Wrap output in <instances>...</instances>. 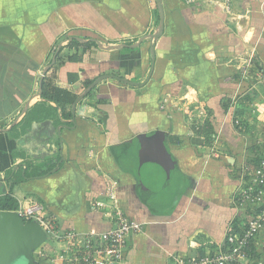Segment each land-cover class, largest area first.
<instances>
[{
  "label": "crops",
  "instance_id": "crops-1",
  "mask_svg": "<svg viewBox=\"0 0 264 264\" xmlns=\"http://www.w3.org/2000/svg\"><path fill=\"white\" fill-rule=\"evenodd\" d=\"M160 1L163 29L151 39L156 0H0V185L7 191L5 173L23 159L33 169L50 166L41 175L28 169L31 177L13 189L17 200L41 203L63 229L104 230L112 221L94 203L106 202L104 181L115 179L117 205L143 223L127 238L123 264H172L173 255L221 245L229 225L238 226L232 195L240 167L264 152V0ZM43 81L75 99L45 100ZM43 101L56 112L9 137ZM244 101L250 121L237 112ZM192 106L207 111L214 138L192 130L206 119L190 123ZM157 131L183 182L161 213L146 204L132 163L121 161L134 158L138 167L140 142ZM263 245L255 240V257ZM61 251L48 264H68Z\"/></svg>",
  "mask_w": 264,
  "mask_h": 264
},
{
  "label": "built area",
  "instance_id": "built-area-1",
  "mask_svg": "<svg viewBox=\"0 0 264 264\" xmlns=\"http://www.w3.org/2000/svg\"><path fill=\"white\" fill-rule=\"evenodd\" d=\"M233 122L239 123L237 119ZM210 137L215 135L210 134ZM262 155L257 164L246 162L240 167L239 184L232 195V204L239 213L237 228L230 224L223 243L211 252L173 255L172 264H264V247L258 257L252 252L255 240L264 238V152ZM117 189L115 179H105L106 202L94 203L98 212L109 215L112 221L104 230L63 229L41 203L26 197L17 200L15 211L25 221L38 223L47 240L63 243L65 247L59 258L68 264H123L127 238L140 233L143 223L127 216L117 205Z\"/></svg>",
  "mask_w": 264,
  "mask_h": 264
},
{
  "label": "water",
  "instance_id": "water-1",
  "mask_svg": "<svg viewBox=\"0 0 264 264\" xmlns=\"http://www.w3.org/2000/svg\"><path fill=\"white\" fill-rule=\"evenodd\" d=\"M156 2L160 11L159 30L147 35L151 39H157L163 29V8L160 0H156ZM98 81L99 79L93 81L86 92ZM162 135L161 131H157L151 136L153 139L162 140ZM166 156L162 164L152 166L143 159L141 144L137 149L139 189L148 197L160 191L169 182L170 172L175 163L169 154ZM46 241V234L38 223L25 221L16 211L0 210V264H7L15 254L22 255L27 264H43L34 259L33 252Z\"/></svg>",
  "mask_w": 264,
  "mask_h": 264
},
{
  "label": "rangeland",
  "instance_id": "rangeland-1",
  "mask_svg": "<svg viewBox=\"0 0 264 264\" xmlns=\"http://www.w3.org/2000/svg\"><path fill=\"white\" fill-rule=\"evenodd\" d=\"M257 87H259L260 89V85H256ZM261 90V89H260ZM237 102V101H236ZM236 105V103L231 102V104L229 105L230 107H233ZM240 106V105H238ZM241 109H242V113H244L243 116V120H251V115H250V111H249V106L247 104V101H244L241 103ZM189 110H193L191 111L192 114L189 117L190 119V123H200L202 120H204L206 118V116H208V113L206 111L205 112H200L199 108L197 107H190L188 109ZM204 114V115H203ZM251 116V117H250ZM233 118V117H232ZM233 122V120H232ZM251 126L255 127V125L251 124ZM260 128V127H259ZM257 128V129H259ZM137 142V141H136ZM134 142V143H136ZM141 154L143 159L145 160V162H147L148 165H152V166H157L162 164L165 159H166V147L165 144L163 142L157 141L155 139L149 138L147 137L146 139H143L141 142ZM252 147V146H251ZM220 148V147H219ZM214 150V149H213ZM212 150V151H213ZM219 150H214V155L219 154L218 153ZM133 153L135 152V149H133L132 151ZM121 161L123 164L125 165H129V163L131 162L133 165V169L137 170V165L135 163L134 158H132V161L129 160L125 155H121ZM182 179L179 178V175L176 171V169H172L171 171V175H170V179L168 184L163 187L160 191H158L157 193L151 195L149 198L145 199V202L148 206H150L151 208H153L156 212H168L171 210L173 203L176 202L177 198L179 197V194L182 190ZM1 187V185H0ZM58 243H56L55 240L53 239H48L44 244H42L41 246H39V248H37L33 253V256L35 255L34 259H36V257H38L40 260H44L46 263H49L51 258L55 257L56 253L55 250L57 249L58 251H61L60 249L57 248ZM56 246V249H55ZM49 251L48 254L53 253L51 255H47V252ZM41 254H43V256H41ZM7 264H27V261L24 259V257L20 254H15L8 262Z\"/></svg>",
  "mask_w": 264,
  "mask_h": 264
},
{
  "label": "trees",
  "instance_id": "trees-1",
  "mask_svg": "<svg viewBox=\"0 0 264 264\" xmlns=\"http://www.w3.org/2000/svg\"><path fill=\"white\" fill-rule=\"evenodd\" d=\"M125 48H129V46L126 45ZM57 61H58V59L55 60V63H57ZM73 77L76 78V75H69V80H72ZM91 82H92V80L85 81V86H88ZM92 89L88 92V95L91 94ZM41 90H42L41 96L45 100H49V101L53 102L56 106L68 105V104L72 103L76 97V95H74L70 91L56 87V86H53V85L46 84L44 81L42 82V89ZM227 107H229V104L226 105V109H227ZM54 111L56 112V107H52L51 105H48L46 103V101L36 103L24 115V117L20 120V122L16 126L12 127L9 130V134H8L9 137L20 136L19 133H17L16 135H13V131H15L17 129V127H21V132H25L27 129L26 125L28 123H30V121L37 120L38 118H40L41 113L44 114V113L49 112V115L52 116L54 114L53 113ZM38 112H39V114L36 115V113H38ZM237 112L241 114L242 111L238 110ZM192 130L196 134H200V133L202 134L204 132L206 134V137H208L210 139L211 138L210 134H212V132H213V125H212V122L210 121V119L206 118L204 120V123L201 126L193 127ZM262 156L263 155L261 153L260 156L258 157L257 161H254V163L257 164L260 161V159L262 158ZM20 164H21L20 169H18L16 171H13L12 169H10V170L6 171V173H5L4 178H5L8 186H7V191L4 190V186L0 187V210L15 211L18 208V201H17V198L13 194V189L16 185L20 184L21 182H23V181L27 180L29 177H31L30 174L28 175L27 171H28V169H33L32 163L26 159H23V163H20ZM23 165H25V169H24ZM38 168L37 167L34 168L33 173L41 175V174L47 173L49 170H51L50 166L44 170L40 169V165L38 166ZM23 169H24V172H23ZM33 257H35V255ZM36 259L40 263L48 264L44 260H40L38 257H36Z\"/></svg>",
  "mask_w": 264,
  "mask_h": 264
}]
</instances>
